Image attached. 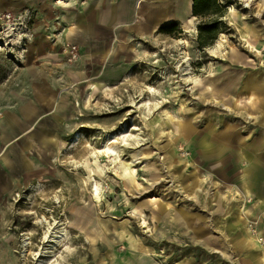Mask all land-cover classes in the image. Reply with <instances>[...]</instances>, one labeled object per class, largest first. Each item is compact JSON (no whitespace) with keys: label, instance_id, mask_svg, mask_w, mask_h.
I'll use <instances>...</instances> for the list:
<instances>
[{"label":"rangeland","instance_id":"obj_1","mask_svg":"<svg viewBox=\"0 0 264 264\" xmlns=\"http://www.w3.org/2000/svg\"><path fill=\"white\" fill-rule=\"evenodd\" d=\"M232 1L225 17L231 32L219 35L210 47H198L197 26L187 34L177 31L146 41L123 38L118 44L127 61L117 63L123 69L116 85L99 92L75 87L73 104L63 110L65 141L52 159L51 174L16 183L0 205V264H42L54 254L53 264H106L124 252H140L158 264H238L232 246L242 229L237 217H219L222 205L239 198L230 187L234 175L202 151L214 131L251 120L215 92L224 76L264 69V0ZM55 19L61 16L49 22ZM34 22V9L27 4L0 8V99L9 95L20 70L28 68ZM243 22L260 33L257 42L246 38L253 47L240 39L237 29ZM69 43L78 47L68 40L61 52L67 53ZM234 53L245 61L234 62ZM121 134L127 141L113 145L116 155L93 156ZM76 211L83 216L84 234L71 228ZM42 218L68 229V244H62L67 246L54 254L44 243L46 227L38 225ZM28 239L29 253L23 257ZM260 255L264 259L263 250Z\"/></svg>","mask_w":264,"mask_h":264},{"label":"crops","instance_id":"obj_2","mask_svg":"<svg viewBox=\"0 0 264 264\" xmlns=\"http://www.w3.org/2000/svg\"><path fill=\"white\" fill-rule=\"evenodd\" d=\"M66 1L0 0V8L26 4L33 7L35 20L28 46V68L20 70L9 95L0 99V205L16 183L25 184L51 174L52 159L65 141L63 110L73 104L75 87L99 92L116 85L123 69L117 63L127 61L124 52L130 51L124 49L123 55V45L118 41H146L163 35L160 28L172 24L177 25L179 33L187 34L202 21L193 16V0H69L62 5ZM59 15L60 20L49 22ZM243 25L237 29L241 41L257 42L260 33L244 22ZM241 30L247 36L241 35ZM68 40L78 45L80 57L76 64L68 63L67 53L61 52ZM132 50H136L134 46ZM232 55L234 62L246 59L238 53ZM260 57L263 66L264 57ZM240 74L225 75L220 89L214 91L218 90L232 110L248 112L244 116L251 120L227 123L220 133L214 131L212 142L205 141L202 151L206 159H220L216 164L226 166L234 175V179L229 177L230 187L239 198L222 205L219 217H237L242 229L232 246L240 257L238 264H264L260 255L263 249L246 229L247 221L255 222L259 236L264 238V69ZM207 93L211 94L208 89ZM224 108L229 109L226 105ZM183 127L190 131L188 125ZM106 264L158 263L140 252H124Z\"/></svg>","mask_w":264,"mask_h":264},{"label":"bare ground","instance_id":"obj_3","mask_svg":"<svg viewBox=\"0 0 264 264\" xmlns=\"http://www.w3.org/2000/svg\"><path fill=\"white\" fill-rule=\"evenodd\" d=\"M233 6H231L230 8H232ZM229 8V10H231ZM231 14L235 17L236 14H237V11L235 9H232V12ZM242 34V32H241ZM223 36V35H222ZM247 44L251 47H253L254 45L249 41V40H246ZM223 46V42L219 41L218 42V46H217V51H221V48ZM215 52V51H214ZM148 90H149V93L153 94V88L152 87H148ZM150 103H146L145 105H149ZM127 136L125 134H121L120 136H114V137H110V139L108 140V142L104 145L103 147V150H100L98 151L97 153H94L93 156H97V155H104L106 157H110V156H113V155H116L117 152H116V148L113 147V145H117L119 144V140H122L124 142L127 141ZM34 189V188H33ZM95 192H94V198H98L99 197V188H98V185L95 183ZM154 200V199H153ZM56 203H59L61 204V201H60V198L56 197ZM76 218L75 219V222L72 224L71 228L72 229H75L80 231L82 234L85 233L84 229L82 227H80V222H81V217L82 214H81V211H76ZM38 225H45L46 227V231L44 232V243L46 244H49L51 245V254L57 252V248H59V246L61 247H66L67 246V242L68 241V238H69V235H68V229L67 227L62 223V222H57L55 221L54 222V225H52L46 218H42L41 220L38 221ZM56 226H59V228H55ZM60 230V231H58ZM251 233V232H250ZM255 239H256V242L259 244L260 241H263V237H260L259 235L256 237V236H253ZM86 240L91 242V240L89 239V237L86 235ZM67 243L65 245H62L64 243ZM29 245H30V241L29 239L28 240H25L24 241V244L22 246L23 248V254L22 256L23 257H26V255H28L29 251H28V248H29ZM259 246L262 248V246L259 244ZM31 247V246H30ZM31 255V254H30ZM56 257V255L54 254L53 256L49 257V259L45 262H43L42 264H53L54 261L53 258ZM41 258V256H40ZM58 264V263H57Z\"/></svg>","mask_w":264,"mask_h":264},{"label":"trees","instance_id":"obj_4","mask_svg":"<svg viewBox=\"0 0 264 264\" xmlns=\"http://www.w3.org/2000/svg\"><path fill=\"white\" fill-rule=\"evenodd\" d=\"M232 0H193V16L202 19L198 25L197 43L200 49L210 47L221 34H229L225 17ZM177 25L172 24L161 27L160 34L173 35L178 31Z\"/></svg>","mask_w":264,"mask_h":264},{"label":"built area","instance_id":"obj_5","mask_svg":"<svg viewBox=\"0 0 264 264\" xmlns=\"http://www.w3.org/2000/svg\"><path fill=\"white\" fill-rule=\"evenodd\" d=\"M10 15L7 16L8 19H10ZM66 52H67V59L69 62H75L79 58V50L78 47L73 45V44H67L66 45ZM249 231L251 232L250 234L252 236H258V231H257V223H250L249 224ZM263 241H260L259 244L262 246V249L264 251V238H262Z\"/></svg>","mask_w":264,"mask_h":264}]
</instances>
